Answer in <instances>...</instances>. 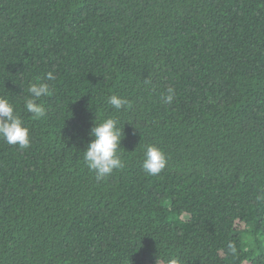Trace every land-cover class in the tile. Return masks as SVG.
Segmentation results:
<instances>
[{
	"label": "trees",
	"instance_id": "obj_1",
	"mask_svg": "<svg viewBox=\"0 0 264 264\" xmlns=\"http://www.w3.org/2000/svg\"><path fill=\"white\" fill-rule=\"evenodd\" d=\"M0 97L31 140L0 138V264H264V0H0ZM107 117L125 166L97 181Z\"/></svg>",
	"mask_w": 264,
	"mask_h": 264
},
{
	"label": "clouds",
	"instance_id": "obj_2",
	"mask_svg": "<svg viewBox=\"0 0 264 264\" xmlns=\"http://www.w3.org/2000/svg\"><path fill=\"white\" fill-rule=\"evenodd\" d=\"M47 79H54L53 74H47ZM29 95L25 97L24 109L35 118L45 116L46 109L41 98L50 95L51 87L46 82L32 83L27 89ZM175 90L172 87L167 89L162 97L163 102H173ZM107 103L113 109L120 111L131 108L129 99L125 96L113 94L107 98ZM89 135L94 137L84 152V162L88 169L95 174L97 181L110 176L115 170L125 166L120 154L121 141L124 137V129L120 121L115 117L97 119L91 128ZM0 138L9 145H18L21 149L30 146V128L18 113L16 106L6 97H0ZM168 158L165 152L155 144H149L144 152L142 167L149 175L159 174L167 165ZM229 248H233L231 244ZM234 250V249H233ZM170 264H179V258H171Z\"/></svg>",
	"mask_w": 264,
	"mask_h": 264
}]
</instances>
